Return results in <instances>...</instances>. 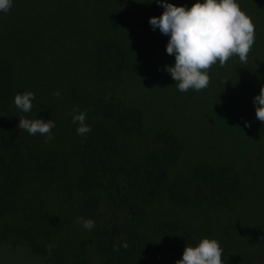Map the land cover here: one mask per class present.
I'll list each match as a JSON object with an SVG mask.
<instances>
[{"label":"trees","instance_id":"obj_1","mask_svg":"<svg viewBox=\"0 0 264 264\" xmlns=\"http://www.w3.org/2000/svg\"><path fill=\"white\" fill-rule=\"evenodd\" d=\"M237 2L254 26L246 62L233 55L213 64L206 88L180 92L163 68L173 61L167 36L147 23L162 11L155 0H12L0 13V244L18 243L44 264H174L184 244L207 237L218 241L224 264H264V131L248 134L244 123L246 98L264 83V0ZM30 45L100 88L91 87L90 131L74 132L70 143H23L16 126L25 116L13 96L24 80L32 84L18 66ZM151 77L173 102L163 115L190 119L187 104L211 112L206 126L216 143L195 135L185 143L172 128L143 142L147 113L124 91ZM237 91L245 94L240 105L228 102ZM76 217L94 226L85 230Z\"/></svg>","mask_w":264,"mask_h":264},{"label":"clouds","instance_id":"obj_2","mask_svg":"<svg viewBox=\"0 0 264 264\" xmlns=\"http://www.w3.org/2000/svg\"><path fill=\"white\" fill-rule=\"evenodd\" d=\"M150 3L152 0H140ZM162 11L159 15L149 16L147 23L151 29H158L167 36L164 52L173 57L171 64L164 65L175 87L180 92L188 89L199 91L206 88L209 81L207 69L217 64L221 67L233 55L241 63L247 60L254 42V26L250 18L239 8L237 0H192L189 6L174 5L169 0H155ZM12 6V0H0V13H6ZM52 95H59L54 91ZM33 93L22 91L14 94L12 103L22 113L32 107ZM254 116L264 124V84L251 98ZM71 122L76 125L77 135L90 131L85 122L84 111L73 109ZM247 126V121L244 122ZM29 135L39 133L44 142L52 139L54 121L43 118H25L20 116L17 125ZM85 230H91L94 221L90 218L76 217ZM54 247V245H52ZM120 247H127L121 242ZM114 250L115 246H114ZM223 249L214 238L201 237L194 245H185L180 258L174 264H224Z\"/></svg>","mask_w":264,"mask_h":264},{"label":"rangeland","instance_id":"obj_3","mask_svg":"<svg viewBox=\"0 0 264 264\" xmlns=\"http://www.w3.org/2000/svg\"><path fill=\"white\" fill-rule=\"evenodd\" d=\"M261 16H264V11L261 13ZM30 47L32 46L30 45L27 48ZM22 48L25 47L22 46ZM32 48H35V46ZM32 48L29 52L27 51L25 53V51H23L22 56L24 55V61L20 60L19 62V60H17L20 63L18 64L19 68L23 70H21V72L28 73L32 76V84L24 80V84L22 86V91L27 90L33 93V98L31 101L32 107L29 112L24 113V116L25 118L30 119L37 117L51 119L54 121V127L50 129L52 139H50L47 143H70L69 138L75 132L76 127V125L71 122V114H73V109H75L76 112L84 111L86 116L88 110L87 106L90 101L91 87H93V91H96L97 84H94L96 83L94 81L91 83L89 74L87 75L83 71L72 69L73 67L70 63L64 62V65L59 62H56L55 64L50 63L52 65L48 64V59L46 58L44 51L38 47L35 48L37 50L32 51ZM155 54L156 51H154V55ZM169 60L170 59H167L166 62ZM66 62L68 61L66 60ZM27 63H30L32 66H34V68L30 66L27 67ZM159 81L160 77H151L144 80L142 79L141 81L134 78L125 87L126 91H124V95L134 101L138 106L143 108L147 113L145 128L143 132L139 134V136H142L143 142L153 143L152 136L156 130L160 128H172L185 137V143H190L189 136L194 135L198 138L196 141H200V143H216V136L209 134L208 132L211 130H208L206 126V123L210 122L211 119V112L208 109H201L196 107L194 104L192 106L187 104L184 107V110H188L190 119L188 117L181 116L182 121L179 122L178 118H175V116L163 115V112H161L160 109H166L170 113L174 109L172 108L173 102H171L166 97H162L165 95L164 91L158 89V87L154 85ZM261 84L264 83H260V85ZM259 87L257 88L258 90ZM97 88V90L100 89L99 87ZM54 91H58L59 95H52ZM237 92L238 93H234L232 95L233 98L229 99L228 102L240 105L247 99V105L252 104V97L249 99L247 97L245 99V94L240 93L239 91ZM197 99L194 100V103L198 104V106H201V102H204L203 99ZM211 105L212 103H210V106ZM252 109L253 105H248L247 113L250 114ZM249 114H246L247 133L251 134L255 132L257 127L258 134H260L262 130L264 131V124H261L259 120L253 118L250 116L251 114ZM172 122L175 123V126L173 127L170 126ZM25 133L26 137L23 139V143H27L28 141L32 140V137L34 138V136L39 140L38 143H45L43 137L39 133L29 135L26 130ZM194 138L195 137H193V139ZM243 143L257 142H252V140L248 138L246 141L244 140ZM258 143H264V140L262 139ZM226 221L223 220L222 224L228 227L234 225H231ZM236 225H238V223L235 221V226ZM226 236L228 235L226 234ZM0 264L44 263L42 262L41 258L32 255L24 246L18 243H2L0 244Z\"/></svg>","mask_w":264,"mask_h":264}]
</instances>
